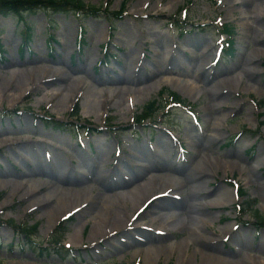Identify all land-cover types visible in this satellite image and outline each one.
Here are the masks:
<instances>
[{
    "label": "rangeland",
    "instance_id": "1",
    "mask_svg": "<svg viewBox=\"0 0 264 264\" xmlns=\"http://www.w3.org/2000/svg\"><path fill=\"white\" fill-rule=\"evenodd\" d=\"M83 1L103 8L110 4L109 11H114L124 0ZM127 2L122 18L112 19L115 22L112 39L104 17L81 18L87 44L80 53L75 46L80 24L72 15L53 16L47 29L43 12L29 16L33 31L26 46H22L15 18L0 17L3 45V52L0 51V141L14 140V144H0V264H178L180 259L183 264H230L231 261L251 264L246 254L264 258V229L252 225L256 211L264 215V125L259 128L264 121V22L257 26L253 23V16L257 9H264V2L148 0L146 9L141 7L143 0ZM226 23L235 31L232 46L235 52L225 56L224 50L219 60L222 39L218 25ZM48 34H53L57 42H52ZM106 43H110L108 50L116 59H110L109 65L96 66V61L105 54L101 45ZM208 46L211 47L208 56H202ZM255 49L262 54L256 57ZM53 70H59L61 76L52 75ZM29 71L35 76L33 82L44 75L50 77L46 83L40 79L31 87L27 81L16 88L17 81L23 84V77ZM134 71L138 72L137 76ZM117 77L123 81L134 79L116 86L111 81ZM79 78L82 81L76 86ZM9 79L11 84L7 85ZM175 82L191 86L193 94L188 95ZM70 87L77 93L76 97H71L72 107L64 100L59 101ZM121 87L130 89L129 93L113 97L111 94ZM137 87H145V90L136 95ZM25 89L28 90L23 92ZM58 91L57 98L49 102L48 98ZM172 94L180 96L185 105L191 107L187 115L172 103L169 97ZM215 95L221 97L218 99ZM127 96L131 97V103ZM98 98L103 103L95 110L90 103ZM151 102H156L157 118L152 123L137 125L139 114ZM74 112L76 118L72 116ZM51 118L67 126L62 130L51 129L50 123L45 128L43 123ZM33 128L38 132H32ZM81 128L86 130L80 131L78 136ZM88 129L93 131L89 133ZM256 130L258 135L254 133ZM162 134L173 140L174 145L170 144L169 149L179 152L178 161L175 156H167L162 149L155 148L156 138ZM139 144L148 149L146 158L136 157L134 147ZM200 145H205L206 149H198ZM33 149L42 163L61 161L69 174L75 171L79 176L83 173L92 178L93 174L106 177L111 190L102 183L88 181L86 184L88 179L84 176L81 200L84 201L82 195L92 200L79 202L81 206L62 226L63 216L60 215L68 208L52 211L60 192L50 184L52 180L47 175H29L35 169L30 155ZM156 151L162 153L165 161L174 162L173 167L180 174L173 173L174 177L167 179L161 171L153 170L157 165L153 154ZM81 152L87 155V160L80 158ZM98 155L101 158L95 160ZM206 158L223 165L237 161L238 168L212 169ZM147 168L148 172L144 173ZM149 173L162 175L161 182L149 181L152 177ZM204 173L211 175L207 179L201 176ZM122 176L128 182L148 185L138 196L140 204L145 200L151 203L144 214L131 211L129 195L103 197L102 193L111 195V191L121 188L116 186ZM78 183L74 186L77 191L81 189ZM166 185L172 189L167 197L156 194ZM88 187L94 190L90 193ZM236 188L243 190L246 196L240 194L236 199ZM205 189L210 195L201 200L199 192ZM219 194L227 202L226 206L201 205L200 202L212 200ZM192 199L197 207L195 218L188 212L190 205L186 209V204L181 207L183 201L192 202ZM245 202L252 203L251 207L247 208ZM101 203L112 206L113 216L105 228L117 215L127 222L129 232L146 224L142 225L147 231L146 238L139 236L140 233L124 235L111 231L108 238L95 240L98 236H92L91 231ZM238 203L246 209L241 216L233 207ZM167 204L168 214L162 208ZM115 205L120 209H115ZM125 213L131 219L128 220ZM169 214L174 215L169 218ZM54 215L59 216L56 222ZM134 216H140L136 223ZM7 222L36 224L37 233L31 238L43 247L60 236L61 256L52 254V249L42 255L30 248L22 251L13 246L9 249V244L25 243L28 238L14 233ZM149 224L151 226H147ZM60 226L59 232L51 236ZM234 226L236 231L223 242V229L234 230ZM180 242L183 245H179ZM201 249L203 251L199 252ZM203 252H211L224 261L202 263Z\"/></svg>",
    "mask_w": 264,
    "mask_h": 264
},
{
    "label": "bare ground",
    "instance_id": "2",
    "mask_svg": "<svg viewBox=\"0 0 264 264\" xmlns=\"http://www.w3.org/2000/svg\"><path fill=\"white\" fill-rule=\"evenodd\" d=\"M146 1H148V0H143V2L141 3V7L143 6V8H145V2ZM249 1H251V0H249ZM252 1H254V0H252ZM255 1H257V2L260 1L261 4L264 2V0H255ZM139 11H141V10H139ZM262 22H264V9L263 10L257 9V13L253 16V23L256 24V26H257V25H259ZM251 28H253V27H251ZM210 49H211V47L208 46V48H206V50H205V52L203 53L202 56H206L207 57L208 54H209V52H210ZM261 54H262V51L261 50H258V49L256 50L255 49V55H256V57H258ZM168 56L171 59L170 52H168ZM45 70L46 71H49L47 69H45ZM251 70H253V69H250V70L247 69V71H251ZM51 72L54 73V74H52L54 76H56V75L61 76V73L59 72V70H53ZM55 73H58V74H55ZM42 74H44V73H42ZM66 76H68V75H66ZM135 76H137V74ZM152 76H154V73H153ZM49 77L50 76L44 75V76H42V78H39V79H37V80H35L33 82L32 79L35 78V76H33L32 73H31V71H29V72H27L26 76L23 77V81H24L23 84H22V82H18L17 81L16 88H20L21 86H24V84L27 81L30 82V86L31 87L32 86H35L36 85V81H40V79H41V82L46 83V80L49 79ZM58 78L60 80L63 79V77H58ZM117 78L119 80L118 79H112V81H111L116 86H119L120 85V82H123V83L131 82V80L134 79V78H132V79L130 78L129 80H124L123 81L120 77H117ZM78 80L79 81H77L76 86H79L80 85V81H82L81 78H79ZM134 81H136V80H134ZM9 84H11V80L10 79L7 81V85H9ZM174 84H176L177 86H179V89L185 90L188 95H192L193 92H194V89L191 86L190 87H187L186 84L176 83V82ZM72 88L73 87H70V90L66 91L67 93H65L66 96L63 95L61 97V99L59 100V101H63V100L66 101L68 103V107H72V105H73V103L71 104V97L72 96H74V97L77 96V93L76 92L73 93V89ZM27 90L28 89H25L23 92H25ZM144 90H145V87H142V88L137 87V88H135L134 92L136 93V95H139ZM146 90H149V89H146ZM229 90H232V89L229 88ZM129 91H130V89H127V88L125 89V88H122L121 87L118 90H115L111 95L113 97L114 96H117V97L120 96L121 97L125 92L129 93ZM135 93H133V94H135ZM58 94H59V91L56 92L55 94H53L51 96V98H48L49 102L54 101L57 98V95ZM222 94H223V91H222ZM220 97H221V95H218V96L215 95V98H218L219 99ZM126 98H127V101L129 103H131V101H132L131 97L130 96H127ZM102 103H103L102 100L98 98L97 100L92 101V103H90V105H92V108H94L95 110L97 108L99 110L100 107H102ZM70 104H71V106H70ZM118 104H120V103H118ZM217 108L220 109L221 107L218 105ZM102 110L103 109H101V117L104 118L105 117V113ZM127 110H129V112L131 113V110L129 108H127ZM125 114H126V111L124 112V115ZM32 127H37V126H33L32 125ZM32 132L36 133L38 131L35 128H33V131ZM168 139L170 140V143H169ZM168 139H167V137L165 138V136L163 134L160 135L158 138H156L155 148L157 150L162 149L164 152L167 153V156H172L173 155V156H175L174 158L178 160L179 157H178L177 152L169 149L171 147L170 144L171 145L172 144L174 145V143L171 140V138H168ZM0 144H14V140H11V139L7 138L6 140L0 141ZM134 149L137 151L136 157H138V158H146L149 155L147 153L148 152V149H146L143 144H139L137 146V148L134 147ZM198 149H206V148H205V145H200L198 147ZM153 154H154V158L156 159V162H157V165H155L153 167V170H159V171H161V174L164 173V175H167V177H168L167 179H170V177H174V176H172L173 173L180 174V173H178L177 168L175 166L173 167L174 162L172 163L169 160L165 161V159L162 156V153H158V151H156ZM30 155L32 156L33 161L35 163V169H32L29 172V175H31V176H32V174H42V175L45 174V175H47L52 180L50 182V184L51 185L54 184L56 190H58L60 192L59 193V197L57 198V205L52 208V211H54L55 209H57L59 212H61L64 209H67L68 208V210L65 211L63 214H61L60 217L64 216L66 213H71L72 211H74L75 209H77V207H80L81 206L80 204L86 203V202H89L90 200H92L88 195H84V196L82 195V197H84L83 198L84 201L81 200V195L80 194H82L81 191L84 192V188H82V187L84 185V182L86 181V178L88 179L86 181V184L88 183V181L95 182V183H102L103 185H105V187L107 188V190H111L107 186V183L108 182L106 180V177L104 178V176H100V175L95 176V174H93L94 177L92 178L90 174H83V173H82L81 176H79L77 174V172H75V171H72V174H69V172L66 170V167L64 166V164L61 161H57L56 162L54 160L55 163L53 164L49 160H48V162H46L44 160L45 162L42 163L39 154L38 153H35L34 149L30 153ZM101 155H104V152L103 151L101 152ZM80 158L82 160H87V155L85 153L81 152ZM100 158L101 157L98 155V156H96V159L95 160H99ZM70 160H72V159H70ZM95 160L92 161L94 164L96 162ZM206 161L208 162L207 165L210 166L212 169H218L220 167H227V168L236 167V168H238L237 161L236 162H227V163H225V165H223L221 163H218L217 161L212 160L210 158H206ZM43 167H46L45 168L46 170L43 169ZM147 167H150V166L147 164ZM146 170H148V168L144 170V173H147L148 172ZM239 170L240 171H244L245 169L244 168H239ZM204 171L207 172V169L204 170ZM211 173H213V170L211 171ZM211 173L210 174L204 173V174H201V176L208 179L210 177ZM149 174H150V176L152 175V173H149ZM143 175L145 176V174H143ZM84 176H86V178ZM74 177H77L78 179L74 180ZM161 177H162V175L153 174L152 177H149L148 179L151 182H158V183H160L161 182V180H160ZM182 177L184 178L185 176H182ZM121 179H122L121 182H119L120 184H118V186H116L117 188L118 187H121V188L119 190H116V191L115 190L114 191H111L110 192L111 195L102 193L103 197L104 198H109V197H113V196L122 197L124 195H129L128 197L131 198V200H129V204L132 205L131 211H135L138 214H141V213L144 214V211L148 208V206L145 209H143V206L142 205L144 204V202L142 204H140V199H139L138 196H140L142 194V190L146 189V187L148 185L145 186L143 184V185L140 186V184H138L140 182H138V183L136 181L134 183L133 182H128V180H125L123 176L121 177ZM202 181H204V180H202ZM75 182L76 183L79 182L78 184L81 187V189L79 191L75 190V188H74V186L76 184ZM189 182H190V180H189ZM129 186L132 187V188H130ZM169 187H171V186L166 185L163 190L157 191L156 194H160V193H163V192L167 191V189H169ZM87 189H89L90 193L92 192V190H94V188H92V187H88ZM152 191H154V189ZM97 194H99V193L97 192ZM152 195H154V193H152L151 196ZM199 195L201 196V200H204V199H206L207 196L210 195V192H208L207 189L201 190L199 192ZM43 202L44 201H41L40 203H43ZM79 202H81V203L79 204ZM76 203H78V204H76ZM200 203H201V205L202 204H205L204 206L206 207L207 205L208 206H226V203L227 202H225V200L222 199L221 198V195L219 194L218 197H215L212 200H209V201L204 202V203H202V202H200ZM185 204H186V207H185ZM189 205H190V207H189ZM46 206H49V204L46 205ZM181 207L182 208L185 207V209L189 207L188 212H190L191 218H195V213L197 211V207H196V204L194 203L193 199H192V202H185V201H183L181 203ZM111 208H112V206L110 204L101 203V205L99 207V211L95 215L96 221L94 222L93 230L91 231V235L92 236H98V238H96L95 240L100 239V238H108L111 231H117V233H121V234H124V235L131 234V233H136V234L140 233L139 236H141V237L144 236L146 238L147 231H145L143 229V227H142V225H146V224L138 225V226L134 227V229L130 230V232H129L127 230V224H126L127 222L122 221V218H117V215L110 222V225L105 228V225L107 224V221L109 220V218L111 216H113L112 215ZM162 208L168 214V212H169L168 210L170 209V207L168 206V204L166 206L162 207ZM115 209H120V207L115 205ZM173 215L174 214H172V215L169 214V218H171ZM124 216L126 218H128V213H125ZM52 218H55V215ZM58 218H59V216L54 219L55 222L58 220ZM129 218H128V220H129ZM139 219H140V216H136V218H135L136 221H134V222L136 223ZM201 221L203 222L204 220L202 219ZM147 226H151V225L149 224ZM155 230H162V229L161 228H156ZM223 232H224V235H227L230 232V229H228V228L223 229ZM224 235L222 237H224ZM72 237L75 238V236H72ZM145 240L147 241L148 239H145ZM135 242L136 241L134 240V244H135ZM182 242H183V240H182ZM182 242H180L179 245H183V244H181ZM238 242L240 243V246H243V242L241 240L238 241ZM170 249H173V247L170 246ZM247 249H248V247H247ZM202 251L203 250L201 249L199 252H202ZM248 251H249V249H248ZM201 254H202V256H201L202 263H205L206 260L207 261H210L212 263L223 262L224 261V258L219 257V256H216L215 254H213L211 252H203ZM245 258L251 264H264V258H262L259 255L252 256L251 254H249V255L246 254V257ZM239 262L240 261H231L230 264H239ZM178 264H183V261L180 259L179 262H178ZM241 264H242V262H241Z\"/></svg>",
    "mask_w": 264,
    "mask_h": 264
},
{
    "label": "trees",
    "instance_id": "3",
    "mask_svg": "<svg viewBox=\"0 0 264 264\" xmlns=\"http://www.w3.org/2000/svg\"><path fill=\"white\" fill-rule=\"evenodd\" d=\"M86 6L81 2V0H0V15L3 17H15L18 22L24 23L25 27L29 31L31 27L27 25L26 21V14L27 13H35L38 9H47L51 12L61 11L62 9L65 10H72V11H89L91 9L85 8ZM96 14V11L93 12ZM154 103L147 106L146 108V115L151 116V112L153 109ZM140 118H143L141 116ZM259 224L264 226V217H258ZM13 226V225H12ZM13 228L16 231H19V228ZM26 230L35 231V228H27ZM57 243V242H55ZM43 250V249H42ZM57 254L59 252L54 250Z\"/></svg>",
    "mask_w": 264,
    "mask_h": 264
}]
</instances>
